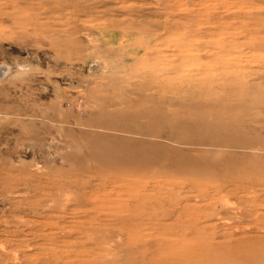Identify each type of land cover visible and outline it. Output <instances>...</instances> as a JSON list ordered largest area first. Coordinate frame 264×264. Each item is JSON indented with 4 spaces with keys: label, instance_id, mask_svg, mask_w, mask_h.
<instances>
[{
    "label": "rangeland",
    "instance_id": "obj_1",
    "mask_svg": "<svg viewBox=\"0 0 264 264\" xmlns=\"http://www.w3.org/2000/svg\"><path fill=\"white\" fill-rule=\"evenodd\" d=\"M1 65L0 264H264V0H0Z\"/></svg>",
    "mask_w": 264,
    "mask_h": 264
},
{
    "label": "bare ground",
    "instance_id": "obj_2",
    "mask_svg": "<svg viewBox=\"0 0 264 264\" xmlns=\"http://www.w3.org/2000/svg\"><path fill=\"white\" fill-rule=\"evenodd\" d=\"M5 67H3V65H1L0 66V75H5L6 73H7V71H8V69H7V71H6V69H4ZM2 75V76H3ZM193 163H196V162H193ZM191 164V163H189V165H187V164H181V163H179V164H177V167H178V169H183V170H187V171H192L193 169H195V165L194 164ZM147 164V163H146ZM144 165V164H140V163H134V164H131L130 166H128L127 168H123L124 170H127V171H141V172H144V173H147L148 172V168H147V165ZM199 166V165H198ZM203 166H202V168H200L199 167V169H202L203 170ZM198 169V170H199ZM205 170V169H204ZM256 197V196H255ZM263 202V201H262ZM264 203V202H263ZM90 238V237H89ZM49 258V257H48ZM26 262V261H25ZM58 263V262H57ZM56 263V264H57ZM31 264V263H30Z\"/></svg>",
    "mask_w": 264,
    "mask_h": 264
}]
</instances>
